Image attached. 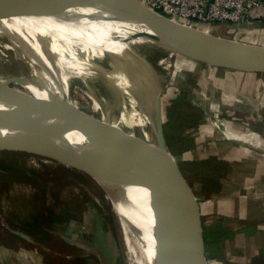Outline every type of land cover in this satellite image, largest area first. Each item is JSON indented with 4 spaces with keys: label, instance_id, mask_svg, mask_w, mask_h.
Here are the masks:
<instances>
[{
    "label": "bare ground",
    "instance_id": "obj_1",
    "mask_svg": "<svg viewBox=\"0 0 264 264\" xmlns=\"http://www.w3.org/2000/svg\"><path fill=\"white\" fill-rule=\"evenodd\" d=\"M197 27L209 30L200 23ZM171 50L144 32L112 0H28L11 7L0 5L1 75L12 74L20 66L13 80L36 86L32 90L49 107H63L95 120L99 145L119 173L124 170L121 161L129 160L174 189L158 163L160 146L144 107L148 96L156 101L163 91ZM144 52L156 54L160 61L158 85L153 84L152 62H140L138 73L145 77L139 84L136 81L132 69L137 72L138 57ZM176 65L180 71L181 64ZM175 66L172 78L178 72ZM4 87L0 84V102L10 101ZM77 94L88 104L89 116L80 109ZM0 135L4 141L29 139L47 144L37 135L3 128ZM127 190L133 193L132 188ZM112 205L127 264H183L151 216L115 202Z\"/></svg>",
    "mask_w": 264,
    "mask_h": 264
},
{
    "label": "rangeland",
    "instance_id": "obj_2",
    "mask_svg": "<svg viewBox=\"0 0 264 264\" xmlns=\"http://www.w3.org/2000/svg\"><path fill=\"white\" fill-rule=\"evenodd\" d=\"M200 24L206 27L211 25ZM127 46L131 63L132 50ZM156 51L159 53L158 47ZM171 53L168 79L160 93L163 127L172 126V129L164 131L165 152L169 157L173 155L169 140L172 131L177 126L191 122V112L184 110L190 106L185 90L193 82L192 70L195 69L189 58L173 50ZM138 59L137 72L129 63L138 84L145 77L138 73L142 61V65L143 62H152L153 84L158 85L160 61L157 55L144 52ZM177 62L181 64L180 71L179 66H175ZM174 66L178 72L173 75V79ZM19 68L17 65L12 74L0 73V84L19 97L40 98L32 90L36 86L13 80L11 76L19 73ZM75 97L80 102V109L89 116L88 104L80 95ZM154 99L153 95L144 99V107L152 132L158 138ZM193 106L195 116H199L201 121L211 122L215 119ZM178 107L181 109L176 110ZM3 142L27 148L47 145L29 139ZM176 145L180 147V143ZM173 164L185 183L186 179L192 182L185 173V163L181 166L175 160ZM193 182L199 181L193 179ZM216 183L217 180L213 185ZM202 199L199 202H203ZM111 203L112 200L102 187L78 167L24 150L0 148V264H8L4 259L5 253H16L22 264H127L116 213ZM212 262L220 264L216 259Z\"/></svg>",
    "mask_w": 264,
    "mask_h": 264
},
{
    "label": "crops",
    "instance_id": "obj_3",
    "mask_svg": "<svg viewBox=\"0 0 264 264\" xmlns=\"http://www.w3.org/2000/svg\"><path fill=\"white\" fill-rule=\"evenodd\" d=\"M257 2L246 22L211 24L209 32L264 45V0ZM188 60L195 66L193 82L185 90L190 106L184 110L192 112L191 122L172 131L170 149L181 166L187 165L192 182L186 181L198 202L203 198L199 206L206 264L215 259L220 264H251L264 251V70ZM193 105L222 119L226 132L201 121ZM168 128L172 126L164 131ZM248 131H253L250 138ZM5 254L8 264H22L16 253Z\"/></svg>",
    "mask_w": 264,
    "mask_h": 264
},
{
    "label": "water",
    "instance_id": "obj_4",
    "mask_svg": "<svg viewBox=\"0 0 264 264\" xmlns=\"http://www.w3.org/2000/svg\"><path fill=\"white\" fill-rule=\"evenodd\" d=\"M26 1L0 0V5L11 7ZM112 2L150 37L186 58L210 66L264 70V45L214 35L175 21L141 0ZM4 90L10 101L0 102V128L19 135H37L47 145L42 148L13 146L3 142L0 135V148L24 150L80 168L102 187L112 202L151 216L165 231L172 251L183 264H206L198 199L177 172L173 155L169 157L165 152L160 93L156 100L158 163L170 177L174 189L129 160L121 161L122 173L114 169L99 145L95 122L63 107L51 108L40 98H22L8 88ZM129 187L133 193L127 190Z\"/></svg>",
    "mask_w": 264,
    "mask_h": 264
},
{
    "label": "built area",
    "instance_id": "obj_5",
    "mask_svg": "<svg viewBox=\"0 0 264 264\" xmlns=\"http://www.w3.org/2000/svg\"><path fill=\"white\" fill-rule=\"evenodd\" d=\"M152 10L175 21L197 26L199 23L216 24L225 21L246 22L257 0H141ZM219 120V119H218ZM216 118L211 122L221 132L228 128ZM253 131H248V137ZM221 264H224L221 262Z\"/></svg>",
    "mask_w": 264,
    "mask_h": 264
},
{
    "label": "trees",
    "instance_id": "obj_6",
    "mask_svg": "<svg viewBox=\"0 0 264 264\" xmlns=\"http://www.w3.org/2000/svg\"><path fill=\"white\" fill-rule=\"evenodd\" d=\"M190 114H191V117H192V112ZM188 124H190V121H189ZM188 124H184L182 126H185V125H188ZM173 149H175V148H173ZM251 264H264V251L258 253V255L256 257H254L253 260L251 261Z\"/></svg>",
    "mask_w": 264,
    "mask_h": 264
}]
</instances>
